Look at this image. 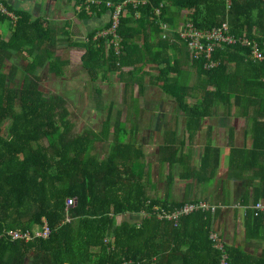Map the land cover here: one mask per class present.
<instances>
[{"label": "trees", "instance_id": "obj_1", "mask_svg": "<svg viewBox=\"0 0 264 264\" xmlns=\"http://www.w3.org/2000/svg\"><path fill=\"white\" fill-rule=\"evenodd\" d=\"M98 1L66 0L80 6L84 20L110 13L107 1L125 3L116 28L121 39L117 54L110 43L112 34H102L110 20L90 29L86 39L66 38L68 46L85 49L82 66L92 83L109 82L111 73H119L129 76V89L146 66H161L158 77L164 92L192 121L201 122L220 105L227 112L234 106L235 114L249 122L250 145L240 149L235 160L241 171H250L249 190L237 207H242L245 239L264 243V212L252 207L264 200V59L254 62L250 50L239 43L214 46L209 59L205 54L191 58L186 42L175 32L183 23L208 30L226 22L234 36L258 41L264 55V0ZM3 2L14 11L16 21L0 13V24L10 25L7 36L0 33V264H220L221 249L210 238L217 233L214 222L220 209L212 210L214 204H208L207 210L192 211L174 223L159 220L155 206L171 211L184 203L149 198L139 175L142 150L133 136L125 139L123 122L110 126L111 110L99 132L73 133L65 99L59 94L46 96L39 88L38 71L43 67L56 77L63 75L66 63L54 51L58 30L30 11ZM160 22L172 30L171 37L161 38ZM15 55L26 61L22 70L14 69L23 75L18 83L14 71L5 70ZM175 55L189 62V72ZM125 67L132 69L124 73ZM186 75H196L195 81L174 82ZM186 96L194 101L186 102ZM6 121L10 124L4 128ZM108 139L107 155L99 160L93 153L95 143ZM211 151L218 153L210 144L204 146L199 172L192 174L198 181L199 173L209 171L205 183L215 175L219 158L210 169ZM67 199H75L76 204L66 206ZM238 213L234 209L235 221ZM127 215L139 220L121 219ZM43 221L49 228L45 239L26 242L7 235L41 227ZM221 246L229 264H264V246L258 254L240 245L221 242Z\"/></svg>", "mask_w": 264, "mask_h": 264}, {"label": "crops", "instance_id": "obj_2", "mask_svg": "<svg viewBox=\"0 0 264 264\" xmlns=\"http://www.w3.org/2000/svg\"><path fill=\"white\" fill-rule=\"evenodd\" d=\"M1 1L7 2L13 9L30 11L33 17L39 16L47 23L52 20L53 16L56 18L58 15H65L62 16L63 22L57 23L60 26L54 27L59 30L57 36H60L66 42L67 36L73 41L80 40V38L86 39L87 32L99 26L97 24L99 21H109L108 12L99 18L84 20L79 16L80 6H74V3H68L66 0ZM88 26L89 28H87ZM9 27H7V31L0 27V33H8ZM68 49L70 53L69 63L71 64V60L77 62L78 57L75 59L73 57L80 54L82 65V56L85 49L82 46H68ZM176 58H182V68L187 71L189 62H184V56L178 55ZM153 66H146L145 72L135 77L129 89H126L130 82L129 76H120L119 73L110 74V76L117 79L116 84L121 85L122 88L121 103L116 104L117 108L114 111H123L126 116L128 115L127 119H120L127 128L125 139H130L133 136L136 145L142 150L143 157L140 164L143 171L139 175L149 198L163 199L167 197L169 202L176 203L204 201L208 204H214L219 209L232 210L233 220L234 209L237 208L239 209L237 220L232 221V225L234 227L236 223L239 224L240 222L243 224L242 207H237V205L245 194V190H249L247 184L249 183L250 171H241L235 160H238L239 150L250 145L249 122H245L242 116L235 114L234 106L230 112H227L220 105L214 106L213 112L203 117L201 122L192 121L173 100L172 103L167 102L169 96L164 92L162 81L158 77L161 66ZM131 69V67H125L122 70L127 73ZM62 76H65L64 70ZM195 79L196 75L182 76V82L188 85L193 83ZM110 82H112L111 78L106 83L109 84ZM140 85L143 88L141 94L139 93ZM144 95L153 96V98H147L143 104L140 100ZM130 98L132 99L130 100ZM126 121H128V125ZM133 127L135 130L131 131ZM111 136L112 134L109 135L110 138ZM238 138L240 144H237ZM106 141H109L110 144V139ZM102 142L105 141L99 143ZM207 144L218 149L217 155L219 158L215 175L209 183H205L203 179L204 176L208 177L210 175L209 171L197 175L201 177V181L192 176L194 171L199 172L197 170L200 167L204 146ZM146 153L153 156L147 162L145 160ZM210 155L209 168L211 169L215 165L217 155L214 154V151H211ZM209 196H211V199H207ZM155 207L161 208L160 206ZM224 218V214L220 211L214 222L215 229H218L220 235H222V231L219 226L222 225ZM243 240L246 242L240 246L254 254H258L260 248L264 246L263 242L255 239L246 240L245 236Z\"/></svg>", "mask_w": 264, "mask_h": 264}, {"label": "rangeland", "instance_id": "obj_3", "mask_svg": "<svg viewBox=\"0 0 264 264\" xmlns=\"http://www.w3.org/2000/svg\"><path fill=\"white\" fill-rule=\"evenodd\" d=\"M62 16L65 15H58L56 17L59 20L53 16L51 18L52 20L48 22L52 26H60V24L57 23L63 22L64 19ZM104 22L105 20L101 22L99 21L97 24H99V26H103ZM0 26L1 28L7 31L8 30L7 27L10 25L9 22H5L4 24H0ZM87 28H89V26ZM3 35L7 36L4 33ZM57 38H58L56 42L57 44L54 49L55 56L59 58L61 63H66V65L63 66L65 76L56 77L50 72H48L47 67L45 66L38 71L40 78L39 88L46 96L52 94H59L65 99L64 106L67 107L71 112L69 118L71 122H73V133L79 134L88 131L90 129L94 130L95 132H99L103 126L104 120L106 119L109 110H111L110 126H112L115 121H120V119L123 120L125 118L127 119L128 115L126 116L125 112L114 111L117 108L116 104H120L122 99V93H121L122 88L121 85L116 84L117 79L114 78V76H110L109 78H111L112 82H110L109 84L100 80H98L95 83H92L89 79L88 73L81 65L80 54L74 55L73 57L74 59L78 57L77 62L75 60H71V64H70L69 63L70 53L68 51L69 49L67 46V42L66 40H63L60 36H57ZM15 57L16 58L14 57L12 58L13 63H11V65L8 64L6 66L5 68L6 72H10V70L14 71V69L16 70V68L22 70L25 67L26 61L19 56L17 57L15 55ZM13 64H15L16 67L13 68ZM187 67L189 68V65ZM22 76L23 75L21 73L14 71V76H13L14 82L15 83L20 82ZM179 81L180 82L182 81V76L176 78L174 82H179ZM184 83L185 82H182V84ZM96 89H100L99 94L95 92ZM147 98L152 99L153 96L149 97V95L146 96L144 95L140 100L141 103L144 104V101L147 100ZM169 98H167L168 100L167 99L165 100H167L168 103H172L173 98L171 96H169ZM185 100L186 102H193L194 98L186 96ZM126 123L128 125V121H126ZM9 124L10 121H6L4 123L5 126L4 128H7ZM237 144H240V139L237 141ZM108 150H109V141H105L102 143L96 142L95 149H93V153L96 154L98 159L100 160L107 155ZM152 157L153 156H150L148 153H146V159H145L146 162L150 161ZM225 163L228 164L227 162ZM207 199H211V196H209V198ZM220 211H222L225 217L222 222V225L219 224L220 225L219 227L221 228L222 231L221 242L229 243L234 246L243 245V243L245 244L246 241L243 240L244 239L243 224L241 222L239 224L236 223V225L233 227L232 221L234 220L232 219V210L220 209ZM121 219L127 221H135V220H139V216L127 215ZM216 232H217L216 236L221 237L220 233L218 232V229L216 230ZM228 239L231 240V243L230 240L227 242Z\"/></svg>", "mask_w": 264, "mask_h": 264}, {"label": "built area", "instance_id": "obj_4", "mask_svg": "<svg viewBox=\"0 0 264 264\" xmlns=\"http://www.w3.org/2000/svg\"><path fill=\"white\" fill-rule=\"evenodd\" d=\"M229 1V0H227ZM91 3H99L98 0H90ZM133 4H137L136 1H132ZM144 4V1L139 2V4ZM125 3H120L117 5H113L111 2L107 1L106 5L108 8H112L109 15V20L111 22L110 27L103 31L102 34L110 33L112 34L113 38L111 39L110 43L114 46L115 53L117 54L120 49V37L116 33V28L118 26V20L120 15V10L122 5ZM80 8V7H79ZM156 14H159V10H155ZM0 13L6 14L10 21H16V15L8 8V6L0 0ZM160 30H161V38H166L168 36L171 37V29L165 22H160ZM176 34H178L181 40H184L187 45V49L189 51V56L191 58H197L200 54H205V58L209 59L211 56V52L214 46L220 43H227V44H235L239 43L241 46H246L250 50L249 58L254 62H261L264 59V55L262 50L260 49V45L258 41L255 39H251L245 35L236 37L233 34L229 33L228 25L226 22L221 24L220 26L212 27L208 30H199L196 29L191 23H183L179 29H175ZM173 40L175 38H172ZM178 39V38H176ZM264 44V41H263ZM208 68L212 67L214 64L209 63L207 64ZM76 204L75 199H67L66 206H74ZM253 209L257 212H264V200L257 201L252 206ZM209 208L208 203L204 201H196L195 203H184L180 208H175L171 211L162 210L160 208L154 207L153 210L156 212V216L159 220H169L171 222H176V219H179L180 216L186 215L192 211L196 210H207ZM217 206L213 205L212 210H215ZM43 225L38 228H34L30 231H8L7 235L10 236L11 240H24L29 241L34 237L39 238H46L49 233V228L46 225L45 221H43ZM210 238L214 241V245L221 249V259L220 264H229L228 255L224 252L221 242H217L218 236L216 234H211Z\"/></svg>", "mask_w": 264, "mask_h": 264}]
</instances>
